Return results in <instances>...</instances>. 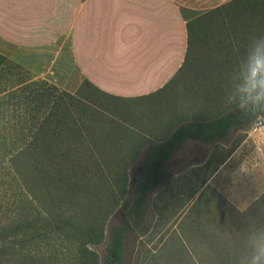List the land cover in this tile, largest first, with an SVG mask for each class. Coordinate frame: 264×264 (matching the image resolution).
I'll list each match as a JSON object with an SVG mask.
<instances>
[{
    "label": "trees",
    "instance_id": "obj_1",
    "mask_svg": "<svg viewBox=\"0 0 264 264\" xmlns=\"http://www.w3.org/2000/svg\"><path fill=\"white\" fill-rule=\"evenodd\" d=\"M200 14L187 24L184 64L192 43L199 40V28L214 29L216 52L223 54L218 62L230 72L237 74L238 67L240 73L253 50L264 52V0H229ZM6 90L0 93V264H38L36 256L17 248L27 244L25 239H52L53 228L61 238L84 246L79 249L82 256H76L79 264H100L87 245L103 243L113 218L117 222L108 232L104 264H128L135 245L132 235L142 238L153 226V199L168 186L166 168L176 152L187 142H228L264 118V111L253 115L236 104L153 140L137 133L128 136L95 95L84 98L55 87L47 92L31 88L25 96ZM135 163L138 172L130 186ZM212 192L207 180L190 193L184 204L190 206L187 213L211 202ZM227 203L233 215L226 223L234 227L223 228L219 239L213 234L207 239L212 255L206 264H242L249 234L264 227V193L243 211ZM36 224L40 231L31 238L27 233Z\"/></svg>",
    "mask_w": 264,
    "mask_h": 264
},
{
    "label": "rangeland",
    "instance_id": "obj_2",
    "mask_svg": "<svg viewBox=\"0 0 264 264\" xmlns=\"http://www.w3.org/2000/svg\"><path fill=\"white\" fill-rule=\"evenodd\" d=\"M187 1L196 7L185 13L188 24L196 22L200 12L229 0ZM197 31L199 40L192 43L182 71L160 91L137 99L111 97L95 89L80 73L68 36L35 49L13 47L0 39V93L7 89L20 91L25 96L31 88L47 92L55 87L84 98L95 95L98 105L109 108L128 136L137 133L163 140L180 124L221 115L240 99L247 60L244 66L240 65V73L238 67L237 74L224 69L218 62L223 54L216 52L214 29ZM229 60L233 61L232 56ZM166 169L168 186L153 199L156 205L153 226L142 238L132 235L135 245L131 246L128 264H206L205 260L212 255L207 239L212 234L214 239H219L223 228L227 231L230 225L234 227L226 223L233 215L226 201L243 211L264 193V118L225 143L187 142ZM137 172L138 163H135L129 171L130 186ZM207 180L216 191L210 195L211 202L202 203L188 214L190 206H184L188 195ZM116 222L113 218L107 223L103 243L87 245L97 254L100 264H104L106 257L109 229ZM35 230L40 231L37 224L29 229V237L36 235ZM51 238L25 239L27 244L17 249L32 253L38 264H79L76 256L81 255L79 249H84L78 246L79 241L73 243L72 239L61 238L55 228ZM83 264L92 263L84 261Z\"/></svg>",
    "mask_w": 264,
    "mask_h": 264
},
{
    "label": "crops",
    "instance_id": "obj_3",
    "mask_svg": "<svg viewBox=\"0 0 264 264\" xmlns=\"http://www.w3.org/2000/svg\"><path fill=\"white\" fill-rule=\"evenodd\" d=\"M189 9L196 7L187 0H0V39L35 49L68 36L89 83L137 99L163 89L183 67Z\"/></svg>",
    "mask_w": 264,
    "mask_h": 264
},
{
    "label": "clouds",
    "instance_id": "obj_4",
    "mask_svg": "<svg viewBox=\"0 0 264 264\" xmlns=\"http://www.w3.org/2000/svg\"><path fill=\"white\" fill-rule=\"evenodd\" d=\"M239 91L238 107L253 115L264 111V52L253 50L248 56L247 74ZM242 264H264V227H257L249 234L248 250Z\"/></svg>",
    "mask_w": 264,
    "mask_h": 264
}]
</instances>
